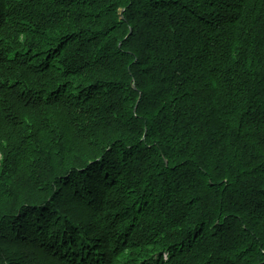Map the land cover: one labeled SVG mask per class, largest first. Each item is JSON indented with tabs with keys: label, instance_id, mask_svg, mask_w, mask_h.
Listing matches in <instances>:
<instances>
[{
	"label": "trees",
	"instance_id": "trees-1",
	"mask_svg": "<svg viewBox=\"0 0 264 264\" xmlns=\"http://www.w3.org/2000/svg\"><path fill=\"white\" fill-rule=\"evenodd\" d=\"M0 264H264V0H0Z\"/></svg>",
	"mask_w": 264,
	"mask_h": 264
},
{
	"label": "clouds",
	"instance_id": "clouds-1",
	"mask_svg": "<svg viewBox=\"0 0 264 264\" xmlns=\"http://www.w3.org/2000/svg\"><path fill=\"white\" fill-rule=\"evenodd\" d=\"M165 257H166V255H165Z\"/></svg>",
	"mask_w": 264,
	"mask_h": 264
},
{
	"label": "rangeland",
	"instance_id": "rangeland-1",
	"mask_svg": "<svg viewBox=\"0 0 264 264\" xmlns=\"http://www.w3.org/2000/svg\"><path fill=\"white\" fill-rule=\"evenodd\" d=\"M166 256H167V254H166Z\"/></svg>",
	"mask_w": 264,
	"mask_h": 264
}]
</instances>
